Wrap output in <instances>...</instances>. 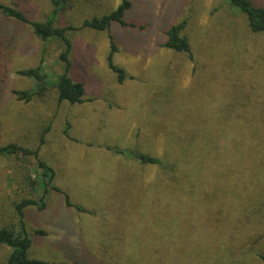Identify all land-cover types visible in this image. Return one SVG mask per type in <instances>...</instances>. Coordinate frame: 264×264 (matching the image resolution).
I'll return each instance as SVG.
<instances>
[{
  "label": "rangeland",
  "instance_id": "374dc122",
  "mask_svg": "<svg viewBox=\"0 0 264 264\" xmlns=\"http://www.w3.org/2000/svg\"><path fill=\"white\" fill-rule=\"evenodd\" d=\"M128 1L131 7L123 20L135 27L113 23L105 32L81 29L66 34L72 45L68 76L84 86L83 102L77 105L58 106L53 93L29 103L17 100L13 91L36 89L34 80L17 74L21 70L41 65L44 82H56L63 71L58 60L63 45L51 41L44 46L27 26L0 17V147L16 144L36 150L45 131L38 158L53 169V185L80 208L66 207L61 193L50 192L44 211L26 209L32 241L28 257L47 264H264L252 251L243 252L246 243L258 239L256 247L264 257V231L252 236L244 229L237 231L247 204L264 202L262 161L255 160L250 168L234 165V159L253 156L237 147L232 159L229 153H210L206 146L197 162L182 141L185 136L176 141L174 133L176 125L189 122L186 138L194 143L199 128L215 126L228 143L231 134L243 142L248 132L255 131L245 122L262 130L264 36H251L241 18L219 0ZM120 3L72 0L56 15V27H80L84 20L107 15ZM0 4L38 22L53 11L49 0H0ZM187 16L184 35L192 59L161 47L164 33ZM111 41L117 50L113 64L129 77L122 84L107 65ZM231 56L238 60L232 62ZM234 104L248 115L238 114ZM165 126L168 132L163 133ZM167 138L177 142V149ZM180 147L184 161L179 172L194 174L190 182L210 189L201 200L185 199L182 188H162L166 177L160 168L135 166L129 156L105 150L129 149L161 158L168 154L175 160ZM263 147L257 150L255 145L252 151L264 153ZM23 172L33 177L40 171L32 158L0 155V228L18 224L15 204L28 194L19 193ZM38 194L40 190L34 198ZM252 210L249 206L247 214ZM154 214L167 223L156 235ZM174 221L179 226L170 234ZM166 238L169 243L162 246ZM10 253L0 246V264Z\"/></svg>",
  "mask_w": 264,
  "mask_h": 264
},
{
  "label": "trees",
  "instance_id": "16d2710c",
  "mask_svg": "<svg viewBox=\"0 0 264 264\" xmlns=\"http://www.w3.org/2000/svg\"><path fill=\"white\" fill-rule=\"evenodd\" d=\"M53 11L50 16H48L44 21L38 22V21H32L26 17V15L21 12L20 10L0 4V17L9 19L11 21H14L16 23L22 24L27 26L33 35L40 40L44 46H47L48 43L51 41H56L57 43H60L61 46L63 45V49L58 55V60L63 64V71L58 76L56 82L47 85L46 82H44L46 76L44 74H41V65L37 66L36 68H30L26 70H21L17 72L19 76L26 77L29 79H32L36 82V89L30 90V91H13V94L16 96L18 101L29 103L34 98L40 97L43 98L47 96L50 93L55 94V99L57 105H62L63 103H68L70 105H77L83 102L82 97L84 95V86L80 82H74L69 76V72L71 70V62L68 59L69 53L71 51L72 45L70 41L67 39L66 34L71 31H78L81 29H88L96 32H105L108 31L111 24H119L121 27H135L132 23H126L123 20L124 14L126 11H128L131 7V4L128 0H121V3L117 6V8L110 12L107 15H103L100 18H92L89 20H84L79 27L75 26H66L64 28L56 27V20L55 17L59 13V11L69 7L70 2L72 0H49ZM221 1L227 9V11L230 14H233L236 17H240L242 22L244 23L248 33L253 37H259L264 36V0H219ZM220 7V6H219ZM189 16H187L185 19H183L181 22L177 23L176 25L172 26L169 30H167L164 34L166 37V40L163 44H161V47L172 51L174 53L180 54L182 56L187 57L188 59L193 58V53L191 50V46L189 43V39L184 35V30L186 28L187 22H188ZM111 40V37H109ZM116 47L111 41V52L107 56V65L108 68L115 74L116 81L118 84H122L126 79L129 77L125 73V71L116 65L113 64V53H115ZM45 54V50H44ZM231 55L232 51L230 52ZM262 55H264V50L262 51ZM236 58L235 56H231L229 60H234ZM42 63V62H41ZM251 95H255V93L251 92ZM249 103L252 102V98L247 99ZM159 107V106H157ZM155 108V107H154ZM153 108V110H155ZM180 109V106L177 107ZM238 114L247 116L248 114L244 112L243 110H238L237 106L234 104L232 107ZM170 109H172L170 105ZM232 109V110H233ZM176 111V112H177ZM159 115V114H158ZM157 114L153 116V124L155 119H157L159 116ZM226 118H229L228 116ZM228 122V120H226ZM189 123V122H188ZM187 123V124H188ZM262 123V122H261ZM187 124H181L176 125V132L177 138L175 140L177 141L178 136H185V138L182 139V141L188 143V151H191V157L192 159L199 162V159L202 158L203 154L206 151V146H208V151L212 153V151L221 152L222 154L229 153L232 156V159L234 158L233 154L235 152V149L237 147H240L244 153H247L252 155L253 157L250 158V156H247L243 158L242 160H239L237 162L234 159L235 164L238 166L246 165V167L250 168L252 167L254 161L257 160L262 161V165L264 164V153L256 154L253 152V148L256 145L257 150L264 144V126L261 131L256 130V124L251 125L249 122H245L248 128L255 129V131L248 132L249 138L245 137V140L241 142L240 138H237L236 134H231L228 139V143L225 142L224 138L220 137V134L217 133L216 127L212 126L210 128H206L207 126H203V128H199L200 132H198L195 136H193L194 143H192V138H186V130L187 127H185ZM261 125H264L263 123ZM220 128V127H219ZM48 132V130H47ZM168 132V127L165 126L163 128V133ZM160 133V130H159ZM170 131V135H174ZM44 134L41 136L39 142L40 146L36 150H29L27 148H23L21 146H18L16 144H9L3 147H0V155L1 156H9L13 155L17 159H24V158H32L36 162V167L39 173H37L35 176H31L27 172H23L21 174V190H19V193L27 192L25 197H23L18 203L15 204V215L17 217V225H9L0 228V246L8 247L11 249V253L9 258L2 264H47L41 261L33 260L28 257L29 250L32 246V241L30 237L28 236L29 232L27 229L26 219H25V210L28 208H35L37 211L42 212L46 209V197L48 193L50 192H56L61 193V191L56 188L53 185V181L55 178V173L53 169H51L49 166H47L43 161H41L38 158V154L40 152L41 147L44 145ZM182 134V135H181ZM256 135L260 138H256ZM204 137V138H202ZM244 138V136L242 137ZM155 139V138H153ZM180 139V138H179ZM172 141L173 138H167L166 141ZM173 141L171 148L177 149V142ZM202 140V141H200ZM179 145V144H178ZM180 146V145H179ZM254 146V147H253ZM181 148V147H180ZM105 150H108L112 152L114 155H125L129 156L128 159L133 160L131 164L133 163L135 166H155L162 170V172L165 174V180L164 184L161 185L162 188L168 187L172 188L175 191L178 188H182L185 190L184 198L187 200H201V198H204L206 194L208 193V190L205 186L203 188L199 186H195L190 180H193V175L186 176L185 174L179 172V165L184 161V153L182 151V148L178 150V154H176L177 159H173L170 157V155L167 154V158H161L156 156H149L147 154L142 153H133L129 149H117V148H106ZM176 152V151H175ZM260 152H264L263 149L260 150ZM256 156V157H255ZM211 162V161H210ZM173 169L175 172H173ZM172 171V172H171ZM172 173L175 174L177 177H181L184 179L183 181L178 180L176 176H172ZM181 173V174H180ZM180 181V182H179ZM230 183H232L230 181ZM40 190V194H38L37 198H34V193L37 195V191ZM62 194V193H61ZM64 197V204L68 208H74L80 210V208L75 207L69 200L68 196L65 194H62ZM174 197H177V195H173ZM260 198V196H259ZM226 199H231L230 196H228ZM260 206H256L255 203L249 204L250 208L252 210V214L248 215V209L249 206L247 204L245 212H244V220L242 222L237 223V231L244 229L245 232L251 233L250 236L254 235V233L258 232L259 234H262L264 231V202H260ZM247 214V215H246ZM157 214H154L153 216V235H156V232L165 229L167 223L164 220H160L156 217ZM250 220V221H249ZM18 226V227H17ZM179 226L175 221L173 222L172 226L168 228V232L170 234L175 233V229ZM173 229V230H172ZM179 230V229H178ZM38 235L43 234V232L36 231L34 232ZM261 240L258 239L253 240L252 243L247 244L244 247L243 252L245 254H248L250 251H252V255L264 259L260 251L257 249V245H259ZM169 243V240L166 238V240L163 242L162 246H165ZM158 252L160 254H164L163 256H166V252L161 250L160 247H158ZM114 258H111L110 260H113ZM153 261H156L153 259ZM110 263H114L113 261H110ZM155 264V263H153Z\"/></svg>",
  "mask_w": 264,
  "mask_h": 264
}]
</instances>
